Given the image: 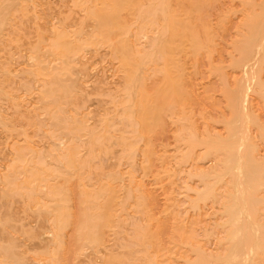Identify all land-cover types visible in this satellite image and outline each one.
I'll list each match as a JSON object with an SVG mask.
<instances>
[{"label":"rangeland","instance_id":"374dc122","mask_svg":"<svg viewBox=\"0 0 264 264\" xmlns=\"http://www.w3.org/2000/svg\"><path fill=\"white\" fill-rule=\"evenodd\" d=\"M182 1L169 0L168 4L171 9L180 10ZM45 2L58 6L63 16H86L90 6L97 3L96 0ZM242 3L243 0H211L204 9L203 17L213 44L210 46L208 42L193 48L188 39H179L182 47L175 51V59L170 60L171 71L166 68L165 58L159 56L161 64L158 68L153 66L143 73L142 82L150 96L149 103L157 96L156 87L163 81L165 70L178 81L181 95L170 100V111L162 110L160 119L153 115L149 124L142 128L133 112H126L124 108L128 94L121 83L122 60L116 54L118 49L114 50L112 46L119 42L120 35L106 39L101 33L94 34V42L89 48H82L63 58L52 56L50 61L34 56L29 47L11 48V82L7 90H17L20 104L35 114L36 121L47 118V108L41 104L40 93L49 87L58 88L53 76H59L66 85L74 82V78L80 81V90L73 88L70 94L61 97L58 106L51 103L58 117L61 116L59 124H35L30 127L29 134H24L22 126L26 119L20 120V134L13 138L26 151L20 177H28L30 164L42 167L52 163L58 151L68 150L71 145L76 147L79 163L81 157H89L85 145L89 139L107 137L108 127H118L125 117L131 121L130 124L125 122L127 134H124L129 140V147L119 151L120 154L110 156V161L118 164L119 168L115 178L103 175L101 182L92 180L91 160L87 159L68 179L67 175L55 174V168L50 167V172L41 169L39 177L32 182L41 194L48 196L49 200L52 198L51 203L55 202L52 185L57 183L55 185L63 189L62 193H74L81 189L87 191L89 198L84 200V204L93 201L95 204L106 202L103 204L107 205L103 224L96 231V240H90L93 230L85 217L79 214L73 217L74 222L64 228L61 248L54 256L57 264H83L87 258L93 264H103V260H110L109 252L118 241L128 242L129 236L135 238L129 245L132 248L130 261L110 260L107 263L194 264L201 259L213 262L214 258L227 253L225 245L220 243V236L226 234L217 217L220 212L212 199L205 201L199 198V192L204 189L201 174L216 163L213 156L204 154L206 147L202 141L228 136L227 123L232 119L229 96L235 89L236 80L242 75V70L234 63L239 57V46L244 37L240 29ZM40 6H43L42 3H37L35 9ZM133 8L123 11L122 15L127 28H133L132 32L137 34L135 42L129 43L130 54L139 57L149 48L148 42L159 35L161 25L142 26L135 13L136 7ZM51 19L53 24H59L60 18L55 11ZM64 25L72 32L76 29L71 21L64 22ZM32 27L40 30L37 23ZM47 37L43 35L46 40ZM44 50L47 48L43 47ZM34 73L36 79L33 80ZM98 89L107 91L122 107L108 115L97 114L101 103L97 97L88 98L80 111L74 107L72 100L80 91L88 94ZM253 100L254 114L264 125L263 98L253 96ZM2 102L6 116L13 115L10 101ZM155 104H160V101ZM103 117H106L103 119L105 127L101 128L97 120ZM55 120L52 118V121ZM55 128L58 132L54 134L56 141H44L43 130ZM253 129L257 131L255 127ZM192 137L200 141L193 148L189 144ZM259 152V157L264 156V139L259 145ZM101 183L105 184L102 188ZM218 190H224V187ZM73 203L72 209L78 213L77 195Z\"/></svg>","mask_w":264,"mask_h":264},{"label":"bare ground","instance_id":"6f19581e","mask_svg":"<svg viewBox=\"0 0 264 264\" xmlns=\"http://www.w3.org/2000/svg\"><path fill=\"white\" fill-rule=\"evenodd\" d=\"M45 1L0 0V264H57L54 256L61 248L64 228L74 222L73 217L77 214L85 217L86 223L92 227L90 240H96V231L105 219L107 205L103 203L106 202L84 204V200L88 201L89 198L87 191L81 189L75 194L62 193L63 189L55 183L52 185L55 202L51 203L52 198L49 200L48 196L41 194L32 182L39 177L41 169L50 172V167L55 168V174L67 175L68 179L87 159L91 160L92 180L101 182L103 175L115 178L119 168L118 164L110 161V156L120 154L119 151L126 150L130 145L124 134H127L125 122L130 124L131 121L125 117L118 127H108V133H105L107 137L89 139L85 143L89 157H81L79 163L76 147L71 145L68 150L58 151L52 163L46 162L42 167L30 164L28 177H20L26 151L17 139H13L20 134V120L26 119L22 126L24 134H29L30 127L35 124H59L61 116L58 117L51 103L58 106L61 97L78 88L80 81L74 78V82L66 85L59 76H53L58 88L49 87L40 93L41 104L47 108V118L36 121L35 114L20 104L17 90H7L11 82V48L29 47L34 56L50 61L52 56L63 58L82 48H89L94 42V34L101 33L106 39L120 35L119 44L112 46L114 50L118 49V53L115 52L122 60L121 83L128 94L124 108L126 112H133L137 124L142 128L149 124L153 115L160 119L162 110L170 111V100L181 95L178 81L167 72L172 69L170 60L175 59V51L182 47L178 40L188 39L193 48L202 47L208 42L211 46L214 42L210 39L208 24L203 17L204 9L211 0H183L180 10L171 9L169 0H96L97 3L90 6L86 16H63L58 6ZM37 3L43 6L35 9ZM242 5L240 29L244 37L239 46V57L234 61L235 66L242 70V75L236 80L235 89L229 96L232 119L227 123L228 136L202 141L206 147L204 154L213 156L216 163L201 174L204 189L199 192V198L205 201L212 199L220 212L217 216L219 224L226 232L220 236V243L221 246L225 245L227 253L214 258L213 262L201 259L194 264H264V156L259 157L264 125L254 114L253 104V96H261L264 101V0H243ZM133 7H136L135 13L142 26L161 25L159 35L148 42L149 48L139 57L130 54L129 43L135 42L137 34L132 32L133 28H127L122 15L123 11ZM54 11L60 18L59 24L51 22ZM68 21L76 26L73 32L64 25ZM34 23L38 24L40 30L32 27ZM44 34L48 36L47 40L43 38ZM43 47L47 50L43 51ZM159 56L165 58L167 70L163 81L156 87L157 96L149 103L150 96L142 82L143 73L153 66L158 68L161 64ZM34 78L36 73L33 74ZM47 97L50 99L47 100ZM92 97L101 100L97 114L108 115L122 107L113 96L101 89L88 94L80 91L72 103L80 111L86 100ZM3 100L10 101L13 115L6 116ZM156 101H160V104L156 105ZM52 118L56 120L52 121ZM103 119L106 117L97 120L101 128L105 127ZM91 133L93 137V130ZM43 134L44 141L55 140L57 128L44 129ZM189 144L193 148L200 141L192 137ZM104 185L101 183L100 188ZM220 187H224V190H218ZM75 195L79 201L78 213L72 209ZM128 239V242L118 241L110 250L111 262L130 261L132 248L129 245L135 238L129 236ZM108 261L103 260V264H109ZM83 264L93 263L87 258Z\"/></svg>","mask_w":264,"mask_h":264}]
</instances>
